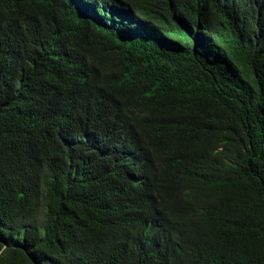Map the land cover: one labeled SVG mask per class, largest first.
<instances>
[{
  "label": "trees",
  "instance_id": "obj_1",
  "mask_svg": "<svg viewBox=\"0 0 264 264\" xmlns=\"http://www.w3.org/2000/svg\"><path fill=\"white\" fill-rule=\"evenodd\" d=\"M262 14L0 0V264H264Z\"/></svg>",
  "mask_w": 264,
  "mask_h": 264
},
{
  "label": "rangeland",
  "instance_id": "obj_2",
  "mask_svg": "<svg viewBox=\"0 0 264 264\" xmlns=\"http://www.w3.org/2000/svg\"><path fill=\"white\" fill-rule=\"evenodd\" d=\"M245 11H246V18H247V21H252L253 23H254V28H255V30H258V16H257V14H258V11H257V8H256V6H254V16H252V7H251V4L250 3H248L246 6H245ZM260 17V20L259 21H261V22H263L264 21V19H263V17H264V14H262V15H260L259 16Z\"/></svg>",
  "mask_w": 264,
  "mask_h": 264
}]
</instances>
